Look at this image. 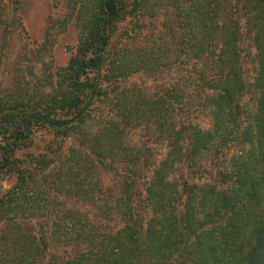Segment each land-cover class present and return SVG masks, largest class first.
Segmentation results:
<instances>
[{
  "label": "trees",
  "instance_id": "1",
  "mask_svg": "<svg viewBox=\"0 0 264 264\" xmlns=\"http://www.w3.org/2000/svg\"><path fill=\"white\" fill-rule=\"evenodd\" d=\"M63 1L67 66L0 86V264H264V0Z\"/></svg>",
  "mask_w": 264,
  "mask_h": 264
},
{
  "label": "rangeland",
  "instance_id": "2",
  "mask_svg": "<svg viewBox=\"0 0 264 264\" xmlns=\"http://www.w3.org/2000/svg\"><path fill=\"white\" fill-rule=\"evenodd\" d=\"M21 3L20 14L23 26L11 42L4 41L3 29L0 25V86L3 88L11 87L16 81L15 77L18 76H22L26 82L30 80L32 84L37 82L38 77L44 76L43 72L48 65H52L53 71L67 66L78 46L79 33L73 22L69 29L58 37L51 55L41 51L49 19L59 18L65 13L63 0H21ZM167 16L168 12L165 7L153 18L146 16L144 21L148 27L138 36L139 39L149 42L151 31L162 30V24L165 23ZM176 73L172 71L165 77L177 78ZM152 80L150 77L137 74L129 79V83L153 87ZM94 129H97V125ZM38 144L40 148L36 151L39 153L44 150L46 144L42 141H38ZM71 145L72 141H68L65 151ZM12 185L13 181L4 183L5 189L11 188Z\"/></svg>",
  "mask_w": 264,
  "mask_h": 264
}]
</instances>
